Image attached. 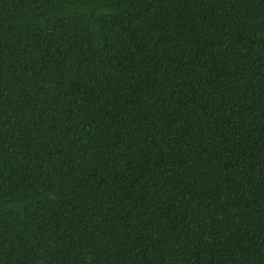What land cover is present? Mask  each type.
Returning a JSON list of instances; mask_svg holds the SVG:
<instances>
[{
	"label": "trees",
	"instance_id": "trees-1",
	"mask_svg": "<svg viewBox=\"0 0 264 264\" xmlns=\"http://www.w3.org/2000/svg\"><path fill=\"white\" fill-rule=\"evenodd\" d=\"M0 264H264V0H0Z\"/></svg>",
	"mask_w": 264,
	"mask_h": 264
}]
</instances>
